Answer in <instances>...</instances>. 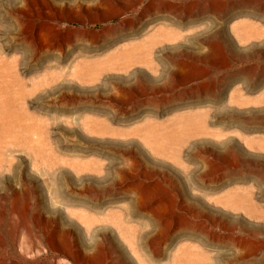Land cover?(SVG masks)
I'll use <instances>...</instances> for the list:
<instances>
[{
    "label": "rangeland",
    "instance_id": "obj_1",
    "mask_svg": "<svg viewBox=\"0 0 264 264\" xmlns=\"http://www.w3.org/2000/svg\"><path fill=\"white\" fill-rule=\"evenodd\" d=\"M153 1L0 0V264H264V0Z\"/></svg>",
    "mask_w": 264,
    "mask_h": 264
},
{
    "label": "bare ground",
    "instance_id": "obj_2",
    "mask_svg": "<svg viewBox=\"0 0 264 264\" xmlns=\"http://www.w3.org/2000/svg\"><path fill=\"white\" fill-rule=\"evenodd\" d=\"M154 1H155V0H154ZM154 1H153V2H154ZM159 1H160V0H159ZM172 1H173V0H172ZM156 2H157V1H156ZM161 2H163V0L160 1V2H158L157 4H158V5H159V4L161 5ZM168 2H169V1H168ZM170 2H171V1H170ZM164 3H165V2H164ZM166 3H167V2H166ZM177 3H178V2H177ZM174 4H175V3H174ZM200 4H201V3H200ZM160 5H159V6H160ZM198 5H199V3H198ZM155 6H156V5H155ZM156 7H158V6H156ZM229 7H230V6H229ZM200 8H201V7H200ZM208 39H209V38H208ZM232 75H233V74H232ZM232 75H231V76H232ZM229 77H230V76H228L227 79H229ZM230 79H233V78H230ZM224 81H225V80H224ZM228 82H229V80H228ZM10 84H11V83H10ZM173 102H176V101H173ZM170 103H171V102H170ZM151 123H152V122H151ZM155 126H156V125H155ZM160 126H161V125H160ZM165 126H166V125H164L163 127L166 128ZM157 127H158V126H157ZM162 130H163V129H162ZM166 130H167V129H166ZM157 131H158V130H157ZM187 133H188V132H187ZM191 133H192V132H191ZM179 149H181V148H179ZM170 239H171V238H170ZM172 239H173L172 241H174V237H173ZM130 241L133 242V241H135V240H133V241L130 240ZM175 241H176V240H175ZM175 241H174V242H175ZM174 242H173V244H174ZM134 243H135V242H134ZM159 243H160V242H159ZM166 243H167V242H166ZM171 244H172V243H171ZM173 244H172V245H173ZM159 245H160V244H159ZM169 246H170V245H169ZM119 247H120V246H119ZM135 247H136V246H134V247H132V248H135ZM165 248H166V250H167V246H166ZM165 248H164V251H166ZM181 249L186 250L185 248H181ZM171 250H172V249H171ZM171 250H170V251H171ZM184 250H182V251H184ZM179 251H181V250H179ZM179 251H178V252H179ZM117 252H119V251H117ZM120 252H121V251H120ZM168 252H169V251H168ZM175 252H177V251H175ZM124 254H125V252H124ZM163 254L165 255L164 252H163ZM178 254H179V253H178ZM186 254H187V253L184 252V255H185V256H186ZM120 255H122V254H120ZM125 255H126V254H125ZM168 255H169V254H167V256H168ZM189 255H190V254H189ZM189 255L187 254V256H189ZM147 256H148V254H147ZM152 256H153V255L151 254V260L154 258V257H152ZM162 256H163V255H162ZM171 256H173V253H172ZM181 256L183 257V255H181ZM181 256H179L180 259H181ZM194 256H195V255H194ZM124 257H125V256H124ZM142 257H145V256L142 255ZM176 257H177V256H176ZM189 257H190V256H189ZM196 257H198V256H196ZM196 257H195V258H196ZM121 258H122V257H121ZM121 258H120V256H119V259H121ZM168 258H169V256H168ZM171 258H172V257H171ZM146 259H149V258H146ZM173 259H174V257H173ZM173 259H172L171 262L174 261V263H175V262H176L175 259H178V258H175L174 260H173ZM180 259H179V260H180ZM190 259H191V258H190ZM198 259L200 260V258H198ZM122 260H123V259H122ZM127 260H128V259H127ZM156 260H157V259H156ZM170 260H171V259H170ZM179 260H178V261H179ZM130 262H132V261H130ZM167 262H168V260H167ZM117 263H118V262H117ZM132 263H133V262H132ZM182 263H183V262H182ZM127 264H128V263H127ZM151 264H152V263H151ZM160 264H161V263H160ZM172 264H173V263H172ZM177 264H178V262H177Z\"/></svg>",
    "mask_w": 264,
    "mask_h": 264
}]
</instances>
